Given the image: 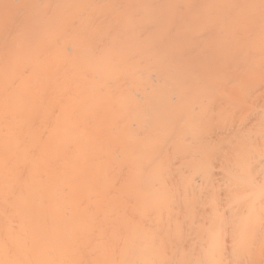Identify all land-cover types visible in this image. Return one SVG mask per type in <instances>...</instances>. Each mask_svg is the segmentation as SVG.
<instances>
[{"label":"bare ground","instance_id":"6f19581e","mask_svg":"<svg viewBox=\"0 0 264 264\" xmlns=\"http://www.w3.org/2000/svg\"><path fill=\"white\" fill-rule=\"evenodd\" d=\"M0 264H264V0H0Z\"/></svg>","mask_w":264,"mask_h":264}]
</instances>
